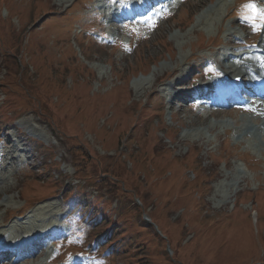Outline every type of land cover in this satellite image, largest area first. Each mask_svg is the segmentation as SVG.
<instances>
[{
    "label": "rangeland",
    "instance_id": "obj_1",
    "mask_svg": "<svg viewBox=\"0 0 264 264\" xmlns=\"http://www.w3.org/2000/svg\"><path fill=\"white\" fill-rule=\"evenodd\" d=\"M242 1L182 3L127 52L87 42L80 24L98 0H0V235L43 230L66 214L55 194L66 172L64 182L80 178L89 187L74 195L91 194L97 214L117 228L111 241L125 250L109 264H264L257 120L234 110L199 113L160 83L179 68L202 76L208 60L224 67V54L248 35L237 19ZM114 7L96 11L109 20ZM212 37L216 47L207 46ZM37 139L54 147L61 170L56 162L43 170ZM47 252L29 264H50ZM67 252L66 245L54 262Z\"/></svg>",
    "mask_w": 264,
    "mask_h": 264
},
{
    "label": "bare ground",
    "instance_id": "obj_2",
    "mask_svg": "<svg viewBox=\"0 0 264 264\" xmlns=\"http://www.w3.org/2000/svg\"><path fill=\"white\" fill-rule=\"evenodd\" d=\"M260 47H263L264 48V38H263V40L261 41V43H260V45H259ZM225 61L227 62L226 64L228 65V67H230V69L229 68H227V70L226 71H224L225 73H232V72H234V69H231L232 68V66H231V63H230V58L229 57H227L226 59H225ZM180 70V68L177 70H174V71H172V74H175L177 71H179ZM237 74V73H236ZM240 73H238L237 75H239ZM182 82H183V80H181ZM125 84V82H123V84L122 85H124ZM174 87V86H173ZM264 122V121H263ZM249 125H247V126H244V128L246 129V134L247 133H250V134H247V137H248V139L249 140H254V141H256V138L253 136V133L251 132V130H249V127H248ZM243 128V127H242ZM263 140H264V138H263ZM36 210V209H35ZM16 235V234H15ZM21 242H23V240H21Z\"/></svg>",
    "mask_w": 264,
    "mask_h": 264
},
{
    "label": "snow or ice",
    "instance_id": "obj_3",
    "mask_svg": "<svg viewBox=\"0 0 264 264\" xmlns=\"http://www.w3.org/2000/svg\"><path fill=\"white\" fill-rule=\"evenodd\" d=\"M247 7L253 12L251 19H253V26L255 27V20L257 18L264 20V9H259L255 3H250Z\"/></svg>",
    "mask_w": 264,
    "mask_h": 264
}]
</instances>
